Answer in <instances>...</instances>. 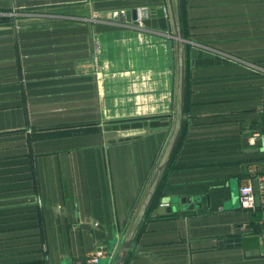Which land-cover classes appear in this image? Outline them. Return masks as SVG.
I'll use <instances>...</instances> for the list:
<instances>
[{"label":"crops","instance_id":"obj_1","mask_svg":"<svg viewBox=\"0 0 264 264\" xmlns=\"http://www.w3.org/2000/svg\"><path fill=\"white\" fill-rule=\"evenodd\" d=\"M161 6L170 14L169 0H0V264H70L100 241H113L104 264L118 258L175 120L103 122L174 114L177 51L171 16L161 30L113 15ZM6 8L29 12L5 19ZM41 8L67 12H30ZM180 11L187 47L232 61L187 59L160 202L197 201L159 202L123 264H264V0H181ZM248 181L261 193L253 210L236 199ZM234 237L240 246L219 245Z\"/></svg>","mask_w":264,"mask_h":264},{"label":"water","instance_id":"obj_2","mask_svg":"<svg viewBox=\"0 0 264 264\" xmlns=\"http://www.w3.org/2000/svg\"><path fill=\"white\" fill-rule=\"evenodd\" d=\"M169 10L170 16L174 26V37L176 39V51H177V103L174 114H167L163 116H146L139 118H126V119H115V120H106L103 122V129L106 131H119V130H130V129H140L144 127H164L169 126L170 120L164 118L174 117L175 125L173 135L168 143L163 155L161 156L156 169L154 171L153 178L150 182L149 187L147 188L144 197L139 206L138 212L135 217V224L127 238H125L120 246L118 258L114 261L113 264H123L125 258L127 256L128 249L132 246L134 238L137 234L140 223L144 217L147 206L150 202V199L154 193V190L162 176V173L169 161V158L175 148V145L178 141V138L181 134L184 122V94H185V70L187 59L191 65L195 67L200 66H212V65H220L230 63L232 60L225 55H221L215 53L213 51L207 50L201 46L193 45L187 47V41L184 39L182 34V23H181V11H180V0H169ZM166 8L161 7H153L150 8L149 14L142 20V23L148 27L159 28L161 30H166L168 27V19L165 15ZM138 10L131 9L125 11H118L114 13L113 17L120 21L129 22L132 25L138 24ZM130 137H121L118 140H128ZM113 142L116 140H112ZM254 192L256 193V203L259 202L257 184L254 182ZM237 203L239 204L238 192H236ZM197 201L196 198L193 197H182V198H163V204L172 203H180L182 208L189 207L192 208L194 206V202ZM177 206H167L166 210H174ZM220 246L226 247H234L241 245V238H226L224 240H219ZM113 247V241L110 242L108 248V254L111 253ZM107 258H103L100 261V264H104Z\"/></svg>","mask_w":264,"mask_h":264},{"label":"built area","instance_id":"obj_3","mask_svg":"<svg viewBox=\"0 0 264 264\" xmlns=\"http://www.w3.org/2000/svg\"><path fill=\"white\" fill-rule=\"evenodd\" d=\"M138 25L142 26V20L148 16L149 11L143 10L138 11ZM168 12L165 11V15L168 18ZM144 15V17L142 16ZM262 195L264 192H261ZM260 191L258 192V196L261 195ZM238 199L240 207L245 210H253L256 206V193L254 192V187L251 181L245 182L239 186L238 189ZM112 256V251L108 254L107 244L104 242H98L95 247L89 252L86 253L84 256L73 260L70 264H100L101 259L107 258L110 260Z\"/></svg>","mask_w":264,"mask_h":264},{"label":"trees","instance_id":"obj_4","mask_svg":"<svg viewBox=\"0 0 264 264\" xmlns=\"http://www.w3.org/2000/svg\"><path fill=\"white\" fill-rule=\"evenodd\" d=\"M181 1V0H180ZM186 89H187V86L185 85V105H184V114H186V106H187V95H186ZM177 146H175V149L174 151L176 150ZM174 153V152H173ZM168 166V165H167ZM165 172V171H164ZM163 177V176H162ZM162 184H163V178H161V180L159 181L151 199H150V202L147 206V209L145 211V214H144V218H143V223L146 219H148L155 211V209L158 207V204L161 200V196H162V192H161V188H162ZM254 226V225H253ZM142 228V226H141ZM140 230V229H139ZM261 232V229L259 228V226H256L255 227V230H254V233H260Z\"/></svg>","mask_w":264,"mask_h":264},{"label":"rangeland","instance_id":"obj_5","mask_svg":"<svg viewBox=\"0 0 264 264\" xmlns=\"http://www.w3.org/2000/svg\"><path fill=\"white\" fill-rule=\"evenodd\" d=\"M5 14L6 15H8L7 17L6 16H4V17H6L5 19H9V18H11L12 20H15V19H17L16 17H18V16H16L17 14H20L21 12H25V13H27V12H29V11H21V10H15V9H8V8H6L5 9ZM30 12H37V13H47V14H49V13H60V12H62V13H66L67 11L66 10H64V11H58L56 8L55 9H52V8H41V9H37V11H35V10H33V11H30ZM168 14V13H167ZM2 15V14H1ZM143 17H144V15H143ZM169 17H170V14H168V18L167 19H169ZM15 25V24H14ZM17 27H18V24H17ZM173 35H175V34H173ZM173 42L174 43H176V39L174 40L173 39ZM176 112V111H175ZM173 130H174V126H173ZM144 197V196H143ZM143 199V198H142ZM142 201V200H141ZM164 206V204L163 203H161L160 202V204H159V206ZM262 235V234H261ZM103 261V260H102ZM101 261V262H102ZM114 263V262H113ZM112 263V264H113Z\"/></svg>","mask_w":264,"mask_h":264},{"label":"bare ground","instance_id":"obj_6","mask_svg":"<svg viewBox=\"0 0 264 264\" xmlns=\"http://www.w3.org/2000/svg\"><path fill=\"white\" fill-rule=\"evenodd\" d=\"M142 16H143V14H142Z\"/></svg>","mask_w":264,"mask_h":264}]
</instances>
